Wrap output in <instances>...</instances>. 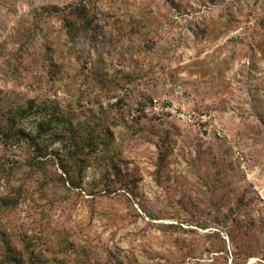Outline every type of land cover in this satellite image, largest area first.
<instances>
[{"label": "rangeland", "instance_id": "obj_1", "mask_svg": "<svg viewBox=\"0 0 264 264\" xmlns=\"http://www.w3.org/2000/svg\"><path fill=\"white\" fill-rule=\"evenodd\" d=\"M0 264H264V0H0Z\"/></svg>", "mask_w": 264, "mask_h": 264}]
</instances>
